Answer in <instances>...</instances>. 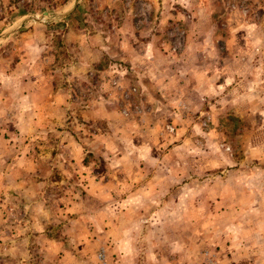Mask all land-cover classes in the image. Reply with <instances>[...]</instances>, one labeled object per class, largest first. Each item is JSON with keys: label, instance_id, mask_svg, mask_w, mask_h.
<instances>
[{"label": "rangeland", "instance_id": "obj_1", "mask_svg": "<svg viewBox=\"0 0 264 264\" xmlns=\"http://www.w3.org/2000/svg\"><path fill=\"white\" fill-rule=\"evenodd\" d=\"M263 226L264 0H0V264H264Z\"/></svg>", "mask_w": 264, "mask_h": 264}, {"label": "crops", "instance_id": "obj_2", "mask_svg": "<svg viewBox=\"0 0 264 264\" xmlns=\"http://www.w3.org/2000/svg\"><path fill=\"white\" fill-rule=\"evenodd\" d=\"M163 34H160V36L158 35H154L151 38H147L145 41H137L135 45H140L139 47L141 48L140 51V59H139V63L143 64V66H146L147 68H149L150 65H154V66H158L160 63H162V60H167L169 55H172L171 53L166 54V51H169L168 49H172V47H176V42L175 41H169L168 39H166V37H164ZM207 33L205 32L204 34L199 33V37H195V40L193 41L192 39L189 41V43H187V45L193 47V51H195V59L193 60V62H191L190 64H192V66H195L196 68V75H190L188 77V86L185 87L183 85V82L180 81V77L178 78V76H176L177 82L180 86V88L177 90L176 94L180 97L183 98L185 97L186 94L190 93L192 91V93L197 97V98H202L201 95L205 96V97H210V90L212 88H214L215 86L218 87L220 85L221 82L217 83V80L215 79L216 76H214L209 70H205V68L207 67V64H211V61L207 60V53L208 52H212V46L213 44H211L209 42L210 37H207ZM197 51H203V54L197 53ZM201 56H203L204 58H200ZM198 67V68H197ZM201 67H203L202 69H200ZM175 73V71H173ZM174 76V75H173ZM174 76V77H175ZM172 79H175V78ZM151 77H149V74L142 75L141 78V82H145V84L147 85V87H152L153 89H156L155 87H165V86H171L172 85V81L171 78L168 81L167 80H158V81H152L151 82ZM143 79V81H142ZM37 80H34L32 83H35ZM47 83V92L46 95L51 94V100L52 98H56V94L58 93H54V88H53V84L51 83V85L49 86L48 80H45ZM176 83V82H175ZM36 84H34L35 86ZM33 86V87H34ZM31 88L28 92V96L30 97V100H32L39 92V88L38 86H35V88ZM50 89V90H49ZM147 93H149V90H147ZM163 95H167L170 96L171 93L168 92H164ZM48 96V95H47ZM46 104L50 103L48 102L49 100H46ZM36 107V106H35ZM46 109L48 108H52V106H47L45 105ZM66 130L64 129L62 131V134H66ZM62 146L64 148L63 153L64 155H62L63 157V161L64 162H68L70 164H78L80 162L81 157H77V161L74 162L73 159H75V154L78 153V149H83V146H80L79 144L76 143V141H74L71 144L70 140H67L66 145L64 144V142H62ZM98 147V146H96ZM75 151H77L75 153ZM259 209V207L257 208ZM260 209H262L260 207ZM264 227V226H263ZM263 229V228H262ZM262 231V233H261ZM260 231V238H264V230ZM254 237V236H253ZM255 238V237H254Z\"/></svg>", "mask_w": 264, "mask_h": 264}, {"label": "water", "instance_id": "obj_3", "mask_svg": "<svg viewBox=\"0 0 264 264\" xmlns=\"http://www.w3.org/2000/svg\"><path fill=\"white\" fill-rule=\"evenodd\" d=\"M75 7V6H74Z\"/></svg>", "mask_w": 264, "mask_h": 264}]
</instances>
